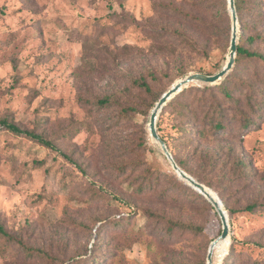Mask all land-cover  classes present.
I'll return each instance as SVG.
<instances>
[{
    "label": "rangeland",
    "instance_id": "rangeland-1",
    "mask_svg": "<svg viewBox=\"0 0 264 264\" xmlns=\"http://www.w3.org/2000/svg\"><path fill=\"white\" fill-rule=\"evenodd\" d=\"M245 19V29L238 21L236 44L264 54V40L246 42L264 37V0ZM230 35L228 0H0V224L39 251L29 257L0 238V264L206 261L220 218L177 177L148 123L154 101L178 80L223 68ZM234 65L223 78L232 95L223 100L227 129L211 134L199 115L183 120L187 132L177 133L170 126L181 118L165 115L157 134H167L177 159L224 206L239 210L228 216L222 258L231 243L236 252L264 258V62ZM136 79L149 91L135 86ZM221 80L191 85L213 87L217 95ZM79 97L134 110L124 114L113 104L89 113ZM245 118L255 125L241 131ZM3 122L43 134L55 150L13 134ZM118 164L125 166L120 176ZM150 172L158 176L154 193H135L131 184ZM179 182L190 190L176 194ZM253 203L254 213L241 211ZM148 209L202 231L166 247L151 225L137 235ZM128 215L125 230H105V221ZM217 256L212 253V264H222Z\"/></svg>",
    "mask_w": 264,
    "mask_h": 264
},
{
    "label": "trees",
    "instance_id": "trees-1",
    "mask_svg": "<svg viewBox=\"0 0 264 264\" xmlns=\"http://www.w3.org/2000/svg\"><path fill=\"white\" fill-rule=\"evenodd\" d=\"M234 5L236 9V15L240 23V27L242 29H245L244 28L246 22L245 17L247 14H250L252 10L257 8V0H234ZM252 23L254 26L258 24V22H252ZM239 39L241 40V37ZM257 39L264 40V37L260 35L250 36L246 38V42L251 44L254 43ZM250 59L264 62V54L257 50H250L249 48H245L239 43L236 44V56L234 60L235 63L234 68L235 67L237 68V66L242 62H244L245 60H250ZM226 77H228V75L225 76L224 78ZM224 81H225L224 79L221 80V82L216 86L217 90L219 91L218 92L219 94L217 95L215 92L212 91L213 87L210 86L197 88L190 84L189 86L184 88L179 94L175 95L162 108L159 117L156 121V132L159 133V128H161V124L163 119L165 118L164 117L165 115L167 119L181 118V122L176 123L174 125L172 124L170 126V129L177 133L187 132V130L184 128L183 120L187 119L188 117L197 120L199 115L202 117L204 123H206V126L209 128V132L211 134H217L223 132L225 129H227V125L223 122V117H222L224 111L223 100L232 99V95L229 92V90L225 87ZM134 84L135 86L143 89L144 91H149V86L143 79L134 80ZM191 95L193 96L191 102L186 103L184 101L185 98ZM161 96H159L154 101L155 104L158 102ZM78 102L81 106H88L89 113L92 108L101 109L113 104L118 106L120 111L124 114H128L132 109L134 110V108L131 109V107L122 106L119 104V102L111 101L110 99L107 98L97 99L92 101L91 103H88V101H86L84 98L79 97ZM254 123L255 122H253L251 119L245 118L240 126L241 131L248 129L250 127H254L255 125ZM2 124L6 126L7 130H9L15 135H19V136L24 135L26 138L35 141L39 145L55 150V146L53 145V143L47 140L43 134H37L34 131L22 130L16 125L11 123L3 122ZM80 125H82L81 127H86L87 129H89V124L87 122L81 123ZM78 129L79 128H75V126L71 128V130H74L73 133L78 131ZM66 133L68 134V136H70L69 130ZM166 135L167 134H161V133L158 134L161 140L164 141L176 165L187 175L191 176L196 182L203 184L206 187H209L210 186L209 184L205 183L202 179L195 176V172L191 168L187 167L183 161L177 159V155L169 145V138H167ZM114 171L117 176L123 175L125 172V166L123 164H118L114 167ZM154 176L155 179L153 178ZM173 181L174 182L177 181L176 177H173ZM157 182H158V176L155 175L153 172H150L147 175H144L141 181H136L131 185L134 188L135 193L139 195H146V194L151 195L154 193L153 188ZM182 183L185 185L187 184L184 181H182ZM182 183L178 185V189H177L178 191L176 192V194H179V192H184L187 189H189ZM190 191L193 195L196 196L197 199H200L203 203L207 204V206L211 210H213L210 203H208L202 195H200L199 193L196 194L195 192H192V190ZM257 206L258 204L256 203L248 204L247 206L242 208L241 211L254 213L257 209ZM223 207L227 213V216H229V219L231 218V216L239 212V210L238 211L234 210L233 208H230L227 205L225 206L223 205ZM144 215L146 217V225L144 228L138 230L137 235L142 236L144 234H147L148 226L151 225V228H154L157 232H161L162 236L160 237V242L166 245V247H172L176 243L181 242L187 237L196 239L200 234V232L202 231L200 227L194 226L189 223L184 224L182 222L175 221L170 218H166L162 213L155 212L149 209L144 211ZM129 220H130V215L126 216V218H122V216H119L116 220L105 221L103 226L105 227V230H108L110 228L117 229L118 227L126 228L130 224ZM0 238L5 239L8 243H15L16 245H18V247L23 251V253L26 256L32 257L34 254L39 253V251L34 249V247L28 246L20 237L8 233L2 224H0ZM226 254L227 255H225L222 264H264V258L252 259L248 254L243 255L241 252H236L233 243H231V246ZM82 263H84V261H81L78 264H82ZM170 264H206V261L204 257L198 258L196 260H190L186 257H183L180 258L178 261Z\"/></svg>",
    "mask_w": 264,
    "mask_h": 264
},
{
    "label": "water",
    "instance_id": "water-1",
    "mask_svg": "<svg viewBox=\"0 0 264 264\" xmlns=\"http://www.w3.org/2000/svg\"><path fill=\"white\" fill-rule=\"evenodd\" d=\"M228 9L231 16V35H230V45L227 54V60L223 68L216 74L206 75L201 73H190L186 75L184 78L178 80L175 84L171 86V88L166 91L155 104L154 108L150 113L149 123H148V131L151 139L160 147L163 155L168 160L172 170L177 175V177L186 182L187 185L192 188L194 191L202 195L213 208L216 209L220 221H221V232L216 240L212 241L209 245L207 256H206V264H212V246L217 241H223L226 238L229 239V223L228 216L225 210H222V202L217 197V202H214L212 198L206 193L207 187L203 184L196 182L191 176L187 175L183 172L174 162L170 152L168 151L165 143L158 136L156 132V119L158 114L161 112L162 108L167 104L169 100H171L175 95L179 94L184 88L189 86L190 84H205V85H215L218 81L227 76L233 67L235 56H236V42H237V33H238V18L236 15V9L234 5V0H228Z\"/></svg>",
    "mask_w": 264,
    "mask_h": 264
},
{
    "label": "bare ground",
    "instance_id": "bare-ground-1",
    "mask_svg": "<svg viewBox=\"0 0 264 264\" xmlns=\"http://www.w3.org/2000/svg\"><path fill=\"white\" fill-rule=\"evenodd\" d=\"M206 193L212 198V200L214 201V202H217V196H215V194L210 190V189H208L207 188V190H206ZM222 210H224V208H223V204H222ZM215 209V208H214ZM215 211H216V209H215ZM217 212V211H216ZM218 214V213H217ZM219 216V215H218ZM220 218V217H219ZM216 240V239H215ZM227 240H228V238H226L225 240H223V241H217V242H215L214 244H213V246H212V253L213 252H215V251H217L218 252V256H217V262H220L221 261V259H223L222 257H223V255H224V251H225V248H226V245H227ZM217 255V254H216Z\"/></svg>",
    "mask_w": 264,
    "mask_h": 264
}]
</instances>
